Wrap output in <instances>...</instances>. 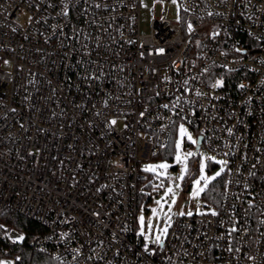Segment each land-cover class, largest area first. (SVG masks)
<instances>
[{
    "label": "built area",
    "instance_id": "1",
    "mask_svg": "<svg viewBox=\"0 0 264 264\" xmlns=\"http://www.w3.org/2000/svg\"><path fill=\"white\" fill-rule=\"evenodd\" d=\"M144 1L0 0L3 264L27 244L63 264H264V0H176L183 19L153 8L142 34ZM181 123L225 157L223 202L145 252L143 164Z\"/></svg>",
    "mask_w": 264,
    "mask_h": 264
},
{
    "label": "rangeland",
    "instance_id": "2",
    "mask_svg": "<svg viewBox=\"0 0 264 264\" xmlns=\"http://www.w3.org/2000/svg\"><path fill=\"white\" fill-rule=\"evenodd\" d=\"M153 8H156L157 15L160 17L172 15V17L175 20H181L184 17V14L182 13L181 7L177 1L175 3H173V1L157 3V1H154V0H145L143 2V5H142V14H141V19H140L141 20V33L142 34H148L150 32V25H151V20L153 17L152 16V9ZM163 11L165 13H163ZM0 69L6 70V71H11L12 70V64L0 62ZM185 128L191 134L193 139L198 140L197 130L190 128V127H185ZM178 138H179V133L177 131L174 135L173 141H175ZM196 147H197V145L192 144L185 137V139L182 142L181 151H182V153H187L189 151L199 152L203 155V157H214L215 161H219V160L226 161L225 157L218 155L213 150H210L204 146L202 148H200L199 150H197ZM171 149H172V154L170 157L169 156L168 157L162 156V157H158L157 159H150L147 162H145L143 165L144 166L156 165V164H160L162 162H166L170 165V167L167 169V177H171L172 180H169L166 177H160L159 179H157L156 176L155 177L159 183L161 181H163L165 188H167L170 183H173V184L179 183L180 184V188H174V191L176 192L177 199H176L175 205H173L172 213L175 214V213H179L180 211H184L185 213H187L188 211H192L193 212L192 216L201 215V214H197V206L198 205L200 206V212L201 213L209 214L210 210H215L217 212L219 210V207L215 203L208 201L206 199V194L209 191V189L211 188V185L216 181V179H218L221 175H223L227 171V163L225 165H220L213 160H205V164H206L205 175L214 176L216 172L220 171L221 167L224 168V171L221 172L220 176H218L215 180H213L209 183L208 188L205 189V191L203 193H201L198 198L193 199L190 197V193L193 190V181L195 179H198L200 176L199 166H200L202 156L197 155V156L189 158V160H188L189 174H186L185 179L183 181H179L178 177L180 175L182 165L177 164L175 162V159H174V157H175L174 142L172 143ZM149 173H152V172H149ZM189 181L192 182V186L189 190H186V186H187V183ZM201 186H203V182L201 183ZM165 188H160L158 193L154 194L153 201L151 203H149V204L142 203L140 208H139V211H138L137 220H138V217L140 215H144V217H145V234L149 235L151 240L155 239V235L157 233V227H159V228L164 227L163 212H167V204H165L163 212L161 213V215L159 217H153L151 209L158 207L156 205L155 201L159 200L164 195ZM167 200L170 203L171 202V196H169L167 198ZM185 216H187V215H185ZM178 217H183V216H179V215H173L172 216V226ZM149 220H151V223L153 224V229H152L151 233H149L147 230V225H148ZM138 224H139V220H138ZM171 228L172 227L169 228L167 235L162 237L163 241L166 240V238L168 237ZM139 231H140V224H139Z\"/></svg>",
    "mask_w": 264,
    "mask_h": 264
},
{
    "label": "snow or ice",
    "instance_id": "3",
    "mask_svg": "<svg viewBox=\"0 0 264 264\" xmlns=\"http://www.w3.org/2000/svg\"><path fill=\"white\" fill-rule=\"evenodd\" d=\"M175 2H176V0H173V3H175ZM63 14L65 16L68 15L67 5H65V11ZM189 28L191 29V25H189ZM185 83H187V82H185ZM222 85H223V81L217 80L216 83L213 85V87L218 88V87H221ZM240 87H243V85H241ZM197 95H201V94L198 92ZM178 104H179V98H177L176 102L173 104V107L178 106ZM163 107L168 108L169 105L166 104V105H163ZM143 115L144 114L141 113V116H143ZM109 123L112 125H115L116 120L113 119ZM178 133H179V138L174 141V146H175V157H174V159H175V162L177 164L182 165L180 175L178 177L179 181H183L185 179L186 174H189V168H188L189 158L197 156V155L202 156L200 166H199L200 176L198 179H195L193 181V190L190 193V197L195 199V198H198L200 196V194L203 193L205 191V189L208 188L209 183L211 181L215 180L218 176L221 175V172L224 171V168L221 167L220 171L216 172L214 176L205 175V168H206L205 160L215 161V158L214 157H203V155L199 152L189 151L187 153H182L181 146H182V142L185 139V137L187 138L188 141H190L194 145H198L199 141L192 138L191 134L185 128L183 123H181L179 125ZM215 162L220 164V165L226 164V161H223V160H219V161H215ZM169 167H170V165L168 163L162 162V163L156 164V165H146V166H144L143 171L154 173L155 176L157 177V179H159L160 177H166L169 180H172L171 177H167V169ZM202 182H203V186H201ZM151 186H152L153 190L165 188L163 181H161L158 184H152ZM174 188H180V184L179 183H175V184L170 183L169 186L167 188H165L164 195L159 200L155 201V203L158 207L151 209L152 216L153 217H159L161 215V213L163 212L165 204H167V212H163L164 227H162V228L157 227V233L155 235L154 240H151L150 236L145 234V217H144V215H140L138 217L139 224H140V233L139 234L144 237V240H145L144 251L145 252L149 251V247H148L149 241L151 243H155V244L163 247L162 237L167 235L169 228L172 227V216L173 215H179V216L187 215L189 217L193 215L192 211H188L187 213H185L184 211H180L179 213H175V214L172 213L173 205H175L176 199H177L176 192L174 191ZM169 196H171V202L170 203L167 200V198ZM197 214H201V215L206 214V213L200 212V206L199 205L197 206ZM210 214L212 216L218 215V213L215 210H210ZM152 229H153V224L151 223V220H149L148 225H147V230L149 233H151ZM236 230H237L236 228H232L230 230V232H235ZM21 239H23V238L21 237ZM0 264H3V262H0Z\"/></svg>",
    "mask_w": 264,
    "mask_h": 264
},
{
    "label": "trees",
    "instance_id": "4",
    "mask_svg": "<svg viewBox=\"0 0 264 264\" xmlns=\"http://www.w3.org/2000/svg\"><path fill=\"white\" fill-rule=\"evenodd\" d=\"M174 138V137H173ZM160 154L159 157L166 156L170 157L172 154V143ZM226 182H227V173L225 172L221 175L216 181L211 185V188L206 194V199L212 203H215L219 208L223 202V197L226 189ZM158 180L156 179L154 173H149L148 181L144 183V190L142 192L141 200L143 203L149 204L153 201L154 194H157L160 189L153 190L152 184H158ZM3 222L7 223L8 225L13 226L17 229L20 233L26 235L27 241L30 240V232L36 231L39 227L32 221L22 217L20 215L14 213H8L3 218ZM19 264H63L57 262L48 256L34 251L31 247L27 244L25 248L21 251V260Z\"/></svg>",
    "mask_w": 264,
    "mask_h": 264
},
{
    "label": "water",
    "instance_id": "5",
    "mask_svg": "<svg viewBox=\"0 0 264 264\" xmlns=\"http://www.w3.org/2000/svg\"><path fill=\"white\" fill-rule=\"evenodd\" d=\"M202 140H203V138L202 137H199L198 138V141H199V144L197 145V150H199L200 149V147H201V144H202Z\"/></svg>",
    "mask_w": 264,
    "mask_h": 264
}]
</instances>
